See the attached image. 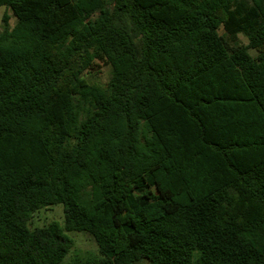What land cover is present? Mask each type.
Masks as SVG:
<instances>
[{
    "label": "trees",
    "instance_id": "obj_1",
    "mask_svg": "<svg viewBox=\"0 0 264 264\" xmlns=\"http://www.w3.org/2000/svg\"><path fill=\"white\" fill-rule=\"evenodd\" d=\"M0 8V264H264V0Z\"/></svg>",
    "mask_w": 264,
    "mask_h": 264
},
{
    "label": "rangeland",
    "instance_id": "obj_2",
    "mask_svg": "<svg viewBox=\"0 0 264 264\" xmlns=\"http://www.w3.org/2000/svg\"><path fill=\"white\" fill-rule=\"evenodd\" d=\"M7 13L10 17L12 13L5 9L0 8V32L4 30L3 17ZM15 19L11 17L10 25L14 26ZM222 33V31H221ZM240 43L247 44L248 40L244 35L239 36ZM111 66H104L100 62L96 61L89 71L86 73V78L89 80L96 79L104 86L108 84L111 77ZM64 209L62 205L51 206L44 208L33 215V218L29 224L31 229L45 227L52 223H58L62 227L64 226ZM67 234L74 240V247L65 259V264H72L76 259H83L89 256L98 255L99 247L93 236L87 232H67Z\"/></svg>",
    "mask_w": 264,
    "mask_h": 264
}]
</instances>
